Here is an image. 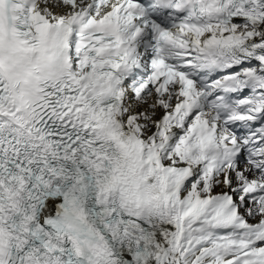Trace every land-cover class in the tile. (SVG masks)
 Returning <instances> with one entry per match:
<instances>
[{
  "label": "snow or ice",
  "instance_id": "obj_1",
  "mask_svg": "<svg viewBox=\"0 0 264 264\" xmlns=\"http://www.w3.org/2000/svg\"><path fill=\"white\" fill-rule=\"evenodd\" d=\"M0 264H264V0H0Z\"/></svg>",
  "mask_w": 264,
  "mask_h": 264
}]
</instances>
